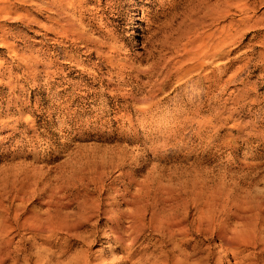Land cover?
<instances>
[{
    "label": "rangeland",
    "instance_id": "rangeland-1",
    "mask_svg": "<svg viewBox=\"0 0 264 264\" xmlns=\"http://www.w3.org/2000/svg\"><path fill=\"white\" fill-rule=\"evenodd\" d=\"M48 1H0V264H150L171 218L264 264V0Z\"/></svg>",
    "mask_w": 264,
    "mask_h": 264
},
{
    "label": "bare ground",
    "instance_id": "bare-ground-1",
    "mask_svg": "<svg viewBox=\"0 0 264 264\" xmlns=\"http://www.w3.org/2000/svg\"><path fill=\"white\" fill-rule=\"evenodd\" d=\"M0 1H7V0H0ZM10 1V0H9ZM42 1V0H41ZM45 2H46V0H44ZM50 1V0H49ZM48 1V2H49ZM53 1H58V0H53ZM44 2V3H45ZM52 2V1H51ZM2 3V2H1ZM4 3H6V2H4ZM13 2H11V4H12ZM37 3V2H36ZM47 3V2H46ZM50 3V2H49ZM53 3V2H52ZM52 3H50V4H52ZM38 4H40L39 2H38ZM5 5V4H4ZM8 5H10V3L8 4ZM53 5V4H52ZM56 5H58V3L56 4ZM55 5V6H56ZM2 6H3V4H2ZM47 6V5H46ZM6 7V6H5ZM5 7L3 8V9H5ZM8 7V6H7ZM6 7V8H7ZM35 7H37V6H35ZM49 7V6H48ZM11 8H13V7H11ZM10 8V9H11ZM58 8H59V6H58ZM0 9H1V7H0ZM8 9V8H7ZM6 10V9H5ZM0 11H2V9L0 10ZM13 11V10H12ZM7 12V11H6ZM5 12V13H6ZM10 13V12H9ZM3 14V13H2ZM8 15V14H7ZM165 195V194H164ZM176 198V197H175ZM177 200V199H176ZM163 201V200H162ZM174 201H175V199H174ZM154 202V201H153ZM175 202H177V201H175ZM174 202V203H175ZM165 203V202H164ZM172 203V202H171ZM191 204V203H190ZM165 205V204H164ZM166 205H167V203H166ZM165 205V206H166ZM179 205V204H178ZM163 206V205H162ZM175 207H176V205H174ZM161 207V206H160ZM171 207V206H170ZM180 207V206H179ZM199 207V206H198ZM168 209V208H167ZM171 209H172V207H171ZM179 209V208H178ZM202 209H204V208H202ZM170 210V209H169ZM150 211V210H149ZM165 211H166V209H165ZM50 213V212H49ZM204 212H200V210H199V219L202 221V218L204 217H201V214H203ZM206 213V212H205ZM176 214H178V213H176ZM176 214H175V216H176ZM51 215V214H50ZM169 216H171V214L169 215ZM196 216V215H195ZM46 217V216H45ZM44 217V218H45ZM158 217V216H157ZM166 217V216H165ZM179 217V216H178ZM211 217V216H210ZM18 218V217H17ZM196 218V217H195ZM20 219V218H19ZM42 219V218H41ZM52 219V218H51ZM158 219H159V217H158ZM162 219V218H161ZM176 219V218H175ZM175 219H173V218H171V220H168V219H164V220H166L167 222L166 223H164L163 225H162V222L160 221V222H158V223H156V224H161V225H159L160 226V229L161 230H163L160 234L162 235L161 237V239H162V243L164 242L165 244L167 243L169 246H168V248L167 249H164V250H162L158 255H155L153 258H152V260L150 261L151 263L150 264H207V263H204V260L202 259V261H200L199 263L198 262H190L189 260H190V258H191V256L192 255H195V254H197V253H200V251L199 250H201L200 248H199V250H198V247H197V245H196V243L195 244H193V242L192 243H190L192 240L194 241V239H192L191 240V238L192 237H190L189 235H191L190 234V231H191V227L190 226H184L183 224H184V221L183 220H175ZM184 219V218H183ZM212 219V218H211ZM31 220H33V219H31ZM131 220V219H130ZM143 220V219H142ZM199 220V221H200ZM210 219H207L206 220V222L205 223H202V222H199L198 220V223H196V226H195V230L197 229L198 231L200 230H203L204 232H207L208 233V231L210 232H213V234H215L219 239H220V241L221 242H223L225 245L226 244H228L229 242L233 245V243H234V241L232 240V241H229V239L227 238V236H226V232L225 231H223V230H221L220 228L219 229H215L214 227H212V225H211V222H213V221H209ZM2 222V221H1ZM39 222H40V220H39ZM65 222V221H64ZM165 222V221H164ZM214 222H216V221H214ZM221 222V221H220ZM223 222V221H222ZM3 223V222H2ZM43 223V222H42ZM154 223H155V220H154ZM186 223V222H185ZM23 224V223H22ZM54 224V223H53ZM153 223H151V225H152ZM217 224V223H216ZM34 225V224H33ZM63 225V224H62ZM131 225V224H130ZM202 225H204V226H202ZM18 226V225H17ZM55 226V225H54ZM43 227V226H42ZM59 227V226H58ZM149 227V226H148ZM152 227V226H151ZM202 227H204V228H202ZM8 228V227H7ZM40 228V227H39ZM62 228H63V226H62ZM156 229H157V227H155ZM192 228H194V227H192ZM218 228V227H217ZM54 229V228H53ZM232 229V228H231ZM236 229V228H235ZM234 229V230H235ZM7 230H9V229H7ZM159 230V229H158ZM193 230V229H192ZM226 230H227V228H226ZM59 231V230H58ZM65 231H67V230H65ZM228 231V230H227ZM235 231H237V229L235 230ZM4 232H6V231H4ZM116 232H118V231H116ZM138 232V231H137ZM157 232V231H156ZM197 232V231H196ZM229 232H231V231H229ZM242 232V231H241ZM33 233V232H32ZM121 233V232H120ZM199 233V232H198ZM233 233V232H232ZM210 234V233H209ZM212 234V235H213ZM229 234V233H228ZM243 234H245V232L243 233ZM38 235V234H37ZM194 235V234H193ZM199 235H201V234H199ZM231 235V234H230ZM239 235V234H238ZM240 235H242V233L240 234ZM240 235H239V238H240ZM255 235V234H254ZM134 236V235H133ZM158 236V235H157ZM192 236V235H191ZM207 236V235H206ZM211 236V235H210ZM244 236H247L246 234L244 235ZM117 238H119V240H123V238L122 237H120V236H116ZM128 238V237H127ZM216 238V237H215ZM243 237H241V239H242ZM246 238V237H245ZM4 239H6V238H4ZM114 239V238H113ZM249 238H247V239H245V241L246 240H248ZM3 240V239H2ZM244 240V239H243ZM249 241V240H248ZM0 242H2V241H0ZM9 242V241H8ZM197 242V241H196ZM242 242V241H241ZM240 242V243H241ZM163 243V244H164ZM247 243V242H246ZM193 244V245H192ZM243 244V243H242ZM248 244V243H247ZM246 244V245H247ZM249 244H251V243H249ZM248 244V245H249ZM245 245V244H244ZM245 245V246H246ZM167 246V245H166ZM199 246V245H198ZM224 246V245H223ZM240 246H242V245H240ZM6 247V246H5ZM183 247H184V249H188V251H190V252H185L184 251V249H183ZM204 247V246H203ZM256 247V246H255ZM163 248V247H162ZM161 248V249H162ZM165 248V247H164ZM241 248V247H240ZM204 249V248H203ZM261 249V248H260ZM2 250V249H1ZM158 250V249H157ZM5 251V250H4ZM6 251H7V249H6ZM204 252V251H203ZM263 252H264V247H263ZM5 254V253H4ZM3 254V255H4ZM205 254V253H204ZM211 254V253H210ZM263 255V254H262ZM195 256H197V255H195ZM194 256V257H195ZM197 259V258H196ZM214 259V258H213ZM206 260H207V258H206ZM1 263V262H0ZM209 263V262H208ZM213 263V262H212ZM149 264V263H148Z\"/></svg>",
    "mask_w": 264,
    "mask_h": 264
}]
</instances>
